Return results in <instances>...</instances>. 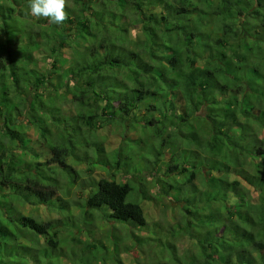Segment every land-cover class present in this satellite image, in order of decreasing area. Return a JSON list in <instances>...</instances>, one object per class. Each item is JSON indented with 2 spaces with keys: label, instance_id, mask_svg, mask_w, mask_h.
Segmentation results:
<instances>
[{
  "label": "trees",
  "instance_id": "obj_1",
  "mask_svg": "<svg viewBox=\"0 0 264 264\" xmlns=\"http://www.w3.org/2000/svg\"><path fill=\"white\" fill-rule=\"evenodd\" d=\"M74 2L86 11L75 23L70 19L78 30L72 37L63 29L58 33V25L31 16L28 0H0V264H8L10 258L15 264H62L61 235L66 232L68 238L80 228L68 215L41 221L22 211L27 205L51 206L63 214L70 207L46 174L75 172L71 162L81 160L82 138L72 142L75 127L65 128L70 121L92 126L97 112L63 115L65 121L55 116L54 111H60L57 101L65 98L62 91L75 104H98V117L104 121H111L110 107V113L119 111L128 121L142 102L151 100L144 125L153 127L159 147L171 152L168 162H161L152 174L156 185H162V196L171 198L179 210L172 234L188 245L179 253L173 242L164 244L159 232L148 228L130 182L102 178L91 185L85 214L91 210L108 224L128 228L126 237L136 239V244L162 242L169 250L166 264H264V139L255 143L264 131V0H176L157 15H146L158 4L150 0ZM173 14L176 19L169 22ZM117 17L122 19L120 26L114 22ZM136 27L142 40L132 36ZM185 28L186 36L181 35ZM182 37L183 50L176 43ZM81 44H86L83 51ZM65 49L76 55L71 63L75 68L50 76L32 67L43 56L58 68L65 61ZM128 58L136 59L134 68L127 67ZM114 80L123 87H116ZM41 89L61 91L54 95L59 96L53 99L54 107ZM13 92L17 99H12ZM24 102L30 109L25 115ZM204 108L206 115L199 116ZM21 116L33 119L38 139L30 137ZM191 120L212 126L201 131L207 137L200 139ZM84 143L103 153L96 140ZM39 145L45 151L37 149ZM157 157L156 163L164 157L159 150ZM101 163L116 171L122 166L120 160ZM204 169L209 177H199ZM213 173H233L241 181ZM178 177L184 181H175ZM131 193L134 201L129 200ZM133 228L147 230L145 239ZM88 248L100 250L94 243ZM72 255L74 264H91L88 258Z\"/></svg>",
  "mask_w": 264,
  "mask_h": 264
},
{
  "label": "rangeland",
  "instance_id": "obj_2",
  "mask_svg": "<svg viewBox=\"0 0 264 264\" xmlns=\"http://www.w3.org/2000/svg\"><path fill=\"white\" fill-rule=\"evenodd\" d=\"M90 1L93 0H85V3H89ZM99 1L100 0H97V2ZM150 2L158 4L155 5V7H150L151 9L146 15L149 13H156L157 15V13L160 11L165 10L167 3H175L176 0H150ZM68 4L69 7L66 9L68 12V19L62 25H58L60 30L57 32L61 33V31L64 30L65 33L73 37L74 33H76V35L78 34V30L76 29L75 24L70 23V19L74 20L73 22L75 23L76 19L80 15L82 17L86 10H83L81 5L78 2H74V0H68ZM94 8H97V6ZM207 17L208 16H205L203 18ZM175 19L176 16L173 14L169 22H172ZM108 20L109 19L107 18L106 23ZM114 20L117 26L121 25L122 19L120 17H117ZM208 22L209 21H203V24H208ZM137 28L138 27L135 29ZM138 29L132 32V36L135 39L136 37L137 39L139 37L140 40H142L143 34L140 31V28ZM188 30L189 29L187 28L183 29V33L181 32V35L186 36ZM185 38L182 37L176 42L182 50L185 45ZM56 43L57 41L51 42L48 47H54ZM85 46L83 44L81 47L78 46V48L83 51ZM137 47L135 46L134 48ZM62 58H64L65 61H62L59 67L55 68L56 70L53 68V59H48L43 56H38L36 58L37 62L32 67H35L37 70L39 69L41 74L44 75L51 76V72L53 71L59 74L62 73L64 68L72 66L71 63H74L76 55L72 50L65 49L64 56ZM85 61L86 59H84L80 65L85 64ZM157 62L158 61L155 63ZM126 63L128 68H134L136 59L128 58ZM80 65L78 69H80ZM73 67L74 65L72 68ZM64 77L67 78V76ZM109 83L113 84V81H109ZM114 83L116 84V87H123V84L120 81L117 82L114 80ZM54 84H56V82H54ZM59 87L60 89L63 88L61 86ZM59 92L61 91L56 90V92L54 91L53 93H49L44 92L43 89L40 90V93H42L46 102L50 103L48 105L52 107H54L53 104H55V102L53 103V99L57 97L59 98V96L54 95ZM63 96L65 97L64 99L59 98L57 101L58 105L60 106V111H54L55 116L60 114L61 117H63V115L74 117L76 113H81V111L97 112L93 114V119L91 120V122L93 121L92 126H88V124L87 126L85 124L81 126L78 125V123L74 125L71 121H68L69 123L65 128V131H67L75 127L74 131L72 132V142L79 137L82 138L80 142V147L82 148L79 152L80 154L78 155L81 160H73V162H71L72 170L75 172L67 174L62 171L58 172L57 174H46L52 177L50 181L56 185V188L58 189V197H62L64 200H66V203H68L70 207L67 212L61 214L60 212H57L56 208L51 206L27 205L22 207L23 213L26 215H33L41 221H58L60 219H64V217L68 215L71 216L69 219H73L79 224L80 228L74 230L68 238H66V232H63L61 235V239H63L65 242L61 244L63 249L60 253H62L64 256L62 257V259L64 258L62 264H74L73 262L75 257L72 255V252L77 253L78 257L80 258H88L91 264H166L169 257V250L162 244L173 242L176 245L179 253H182L183 246H187L188 242L184 239H181V237H175V235L172 234L173 228H175L176 224L179 222L180 213L178 208H176L175 203L170 200L171 198H166L164 195L162 196L160 193V188L162 189V185L159 187L156 185V178H154L152 174L153 170L156 169L161 162H168L171 152L164 147L160 148V141L154 136L152 131L153 127L149 128L147 125H144L146 117L151 114L148 112V107L151 103V100L142 102L137 110L135 109L132 114L129 115L130 117H127L128 121L126 118L122 119L123 116H121L122 114H120L119 111L110 113L112 111V108L110 107L108 116L111 118V121H104L99 118L102 110L98 104L93 103V101H88L78 105L75 104V102H72V96L70 94H66L65 91H62L61 93L62 98ZM11 97L12 99H17L16 97H18V95L13 92ZM32 97L33 96L30 97V102L32 101ZM117 99L118 97L116 98V101H112V104L118 102ZM24 104L25 105L22 108L23 115H25V113H29L30 111L28 104L26 102H24ZM37 106L41 108L40 104ZM206 113L207 111L204 108L198 114L201 116L206 115ZM29 118L26 116H21V121L24 122L23 125L28 130L30 137L36 140L40 137V132L39 129L36 128L32 123L33 119ZM63 120L65 121L66 118L63 117ZM96 121L99 122L96 124ZM190 123L195 126V131L200 135V139H202V137H207V133H203L201 131H209L211 125L207 126V123L203 120H191ZM186 128H188L190 131V127ZM257 138L258 140L255 143H261V139H264V131H260ZM88 139L92 142H95L96 140L98 143L103 145L102 150L104 154L98 150L95 151L96 148L94 146H86L84 142ZM39 147L40 148L37 149H41L42 146L39 145ZM155 147H157V149ZM158 150L163 153L164 157L161 158L162 161L160 160V162L156 163L158 160ZM41 151L45 150L41 149ZM85 152H88L86 155L88 160H85ZM120 153H122L121 157ZM105 160H107L108 164H113L115 161L117 162L120 160L122 164L120 171H116L114 167H107L108 165H104L102 167L103 163L101 162ZM91 161H93L94 164H91ZM127 162L128 165H126ZM198 173L199 177L202 175H204V177H209L210 175L208 169H204ZM212 175H218V177L224 175V177H228L231 181L236 179H238L237 181H241V179L235 177L233 173L232 175L219 173H213ZM102 178H114L120 183L130 182V184L135 187L136 194L138 195L137 200L141 201L142 207L145 211V216L149 224L148 228L150 230L159 232L163 243L148 241L144 245L136 244V239L126 237L128 231L130 233L128 228L123 227L124 229H121L119 226H117V228L115 223L108 224V219L106 220L104 218H100L97 214H95V212H92L91 210L90 213L93 215L84 213L90 209L87 205V194ZM175 179V181L179 182L184 181L182 177ZM193 182L195 185L200 186L198 180H194ZM91 185H93L92 188H90ZM133 195L134 193H131L129 196L130 201H134L132 199ZM84 223H86V225L88 224V226H86ZM157 223L162 226L161 230H158L155 226ZM133 230L137 237L140 239H145L147 230H135L134 228ZM181 240H183V244ZM92 243L96 244V248H99L101 252L98 249L93 252V248H88ZM16 262V259L10 258L8 264H15ZM60 263L61 261H57L54 264Z\"/></svg>",
  "mask_w": 264,
  "mask_h": 264
},
{
  "label": "clouds",
  "instance_id": "obj_3",
  "mask_svg": "<svg viewBox=\"0 0 264 264\" xmlns=\"http://www.w3.org/2000/svg\"><path fill=\"white\" fill-rule=\"evenodd\" d=\"M68 0H28L30 14L52 25H62L68 19Z\"/></svg>",
  "mask_w": 264,
  "mask_h": 264
}]
</instances>
